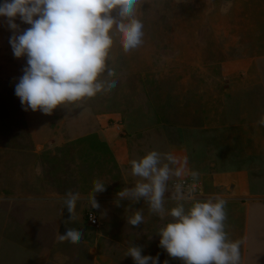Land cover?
<instances>
[{
    "label": "rangeland",
    "instance_id": "1",
    "mask_svg": "<svg viewBox=\"0 0 264 264\" xmlns=\"http://www.w3.org/2000/svg\"><path fill=\"white\" fill-rule=\"evenodd\" d=\"M136 18L143 24L141 46L125 53L113 35L106 63L115 75L101 79L115 80V87L44 115L23 110L15 95L27 58L14 57L13 33L0 17V264H134L130 246L159 264H182L159 247L157 233L172 220L168 210L217 198L226 201L225 232L239 241L241 264L235 227L241 208L231 188L243 181L254 191L244 196L264 198V170L250 168L241 179L239 156L226 147L240 144L239 132L225 126L245 119L246 132L251 112L254 120L264 118V82L255 78L260 71L264 78V0H141ZM15 23L21 32L30 27L19 18ZM250 78L255 87L246 89ZM245 93L263 95L255 105L250 97L243 111ZM153 150L175 157L173 169L183 168L168 181L163 216L143 200L116 204L117 193L139 179L130 174V161ZM227 173L238 182L230 183ZM97 179L106 190L95 196L100 208L91 209ZM182 181L194 185L187 183L179 200L170 187ZM69 191L80 198L75 220L65 223ZM136 210L144 220L133 227L127 220ZM260 225L264 231V219ZM69 227L82 231L79 243L59 241ZM252 259L247 254L245 264Z\"/></svg>",
    "mask_w": 264,
    "mask_h": 264
},
{
    "label": "clouds",
    "instance_id": "2",
    "mask_svg": "<svg viewBox=\"0 0 264 264\" xmlns=\"http://www.w3.org/2000/svg\"><path fill=\"white\" fill-rule=\"evenodd\" d=\"M140 4L141 0H3L0 17L6 19L13 33L9 38L12 53L17 59L27 58L15 86L22 109L51 115L58 107L67 108L115 87V80L101 79L105 73L107 77L115 75L106 63L113 35L119 36L125 53L141 46L143 24L136 18ZM17 18L30 27L21 32ZM258 123L264 125V118ZM176 163L171 154L155 150L131 160L130 174L139 179L133 187L117 193V206L120 200H143L151 213L163 216L168 181L183 172V168L170 167ZM198 175L191 172L193 180ZM174 187L176 198L183 200V185ZM105 190L103 182L93 181L88 196L91 209L100 208L95 196ZM79 198V193H66L64 205L69 218L65 223L75 220ZM225 209L226 201L218 198L194 202L187 210L182 203L177 204L167 212L171 222L157 233L159 247L182 264H240L239 241H229L225 232ZM143 220L142 212L136 210L127 223L136 227ZM81 238L82 231L71 227L58 236L60 242L73 244ZM127 256L134 264H159L158 257L142 255L138 246H130Z\"/></svg>",
    "mask_w": 264,
    "mask_h": 264
},
{
    "label": "crops",
    "instance_id": "3",
    "mask_svg": "<svg viewBox=\"0 0 264 264\" xmlns=\"http://www.w3.org/2000/svg\"><path fill=\"white\" fill-rule=\"evenodd\" d=\"M258 62L259 61H257V64ZM258 67L260 68L259 65ZM255 71L257 70H254L253 73H256ZM258 74L259 75L256 74L255 76L256 80H258L257 82H261V81L264 82V78H261L263 73L260 71ZM250 80H248L245 85L246 89L252 86L255 87L252 80L251 81ZM248 83L250 85H248ZM245 94L246 96L242 97L243 101L241 100L242 101L241 103L244 105L243 111H245L246 108L249 107L246 101L247 100L249 101L250 97H252V102L254 101L253 105H255L258 98L261 95H263L262 93H260L259 96H252L253 93H245ZM243 111L241 109L242 116H243L242 114ZM253 113L251 112V114H249V116L247 117L250 118V122L248 123V126H249V130L253 131L252 133H249L248 132L249 130L245 132L244 129L245 119H240L239 122H235V123L228 122L229 124L225 126V128L230 130L237 129L239 132V134L235 137V139L237 138L240 144L234 142L230 146L228 145L226 147L228 149V153H230L233 156L236 154V157L237 154L239 156V158L236 161L240 162L243 167L241 172L238 173L240 174L242 180L245 179V176L247 174L248 176L250 175L249 173L250 168L254 172L256 171L259 172L261 170H264V125H260L258 123L260 121L259 118L254 120V117L252 116ZM262 114L264 115V112H262ZM209 127L213 128L212 125ZM245 164H248V166L246 167ZM232 174L227 173L225 174V177L227 179L229 178L230 183L235 184L238 181L236 180V177L235 178L232 177L233 176ZM238 174H236V176ZM211 180H212L211 184L215 185L214 187H217L218 184L216 183L215 179L211 178ZM240 186L241 188H231V193L234 196L233 198H236V200L239 201L241 208V211H239L241 217L238 220L239 222L238 225L235 226L237 227L238 232L240 233L239 239L241 238V246H242L241 264H245V258L247 254L248 257L254 256L255 258L250 260L248 264H264V239L262 238L264 231L260 225V222L264 219V198L263 196H261L254 201L252 199H248V196H244V195L246 194L250 195V193L254 191H252L248 185H245L243 181ZM210 190L211 189H208V191ZM240 196H243L244 198ZM233 231L234 228L231 230V233ZM252 231H254V234L251 236ZM261 251H263V253H261Z\"/></svg>",
    "mask_w": 264,
    "mask_h": 264
},
{
    "label": "built area",
    "instance_id": "4",
    "mask_svg": "<svg viewBox=\"0 0 264 264\" xmlns=\"http://www.w3.org/2000/svg\"><path fill=\"white\" fill-rule=\"evenodd\" d=\"M190 184V185H194L191 181H182V182H175V183H173L172 185H171V187H170V192H174V193H176V191H175V185L176 184H182L183 185V187L184 186H187L188 184ZM193 187L194 186H189V189H193ZM93 214L94 213H92V212H88L87 213V220H88V222H92V223H94L95 221H94V216H93Z\"/></svg>",
    "mask_w": 264,
    "mask_h": 264
},
{
    "label": "trees",
    "instance_id": "5",
    "mask_svg": "<svg viewBox=\"0 0 264 264\" xmlns=\"http://www.w3.org/2000/svg\"><path fill=\"white\" fill-rule=\"evenodd\" d=\"M93 213V212H92Z\"/></svg>",
    "mask_w": 264,
    "mask_h": 264
}]
</instances>
